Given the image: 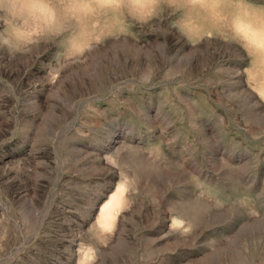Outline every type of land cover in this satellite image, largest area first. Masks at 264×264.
Instances as JSON below:
<instances>
[{"label":"rangeland","instance_id":"obj_1","mask_svg":"<svg viewBox=\"0 0 264 264\" xmlns=\"http://www.w3.org/2000/svg\"><path fill=\"white\" fill-rule=\"evenodd\" d=\"M264 0H45L0 25V264H264Z\"/></svg>","mask_w":264,"mask_h":264},{"label":"clouds","instance_id":"obj_2","mask_svg":"<svg viewBox=\"0 0 264 264\" xmlns=\"http://www.w3.org/2000/svg\"><path fill=\"white\" fill-rule=\"evenodd\" d=\"M44 2L45 0H0V25L7 20L22 28L25 22L31 23L39 14ZM240 24L257 34V42L252 43L246 39L244 32L236 24L232 27L234 39L250 55L264 60V16L257 18L241 16Z\"/></svg>","mask_w":264,"mask_h":264}]
</instances>
